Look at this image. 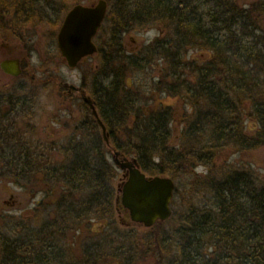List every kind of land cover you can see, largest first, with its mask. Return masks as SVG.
Segmentation results:
<instances>
[{"label": "trees", "instance_id": "16d2710c", "mask_svg": "<svg viewBox=\"0 0 264 264\" xmlns=\"http://www.w3.org/2000/svg\"><path fill=\"white\" fill-rule=\"evenodd\" d=\"M36 1L0 0V29L22 38L25 26L43 22L37 20L44 14H37V6L33 4ZM59 1L64 5L68 0ZM128 1L117 0L121 7L129 6L132 10L120 12L118 22L114 19L115 31L108 43L114 52L110 55L104 52L107 49L98 34V51L90 58V61L99 59L101 63L94 73L90 96L108 129L111 144L124 156L136 159L144 172L173 179L189 176V173L194 175L198 165L211 167L219 152L228 147L245 152L263 146L264 0ZM46 6L53 8V3ZM108 19L107 16L106 21ZM46 24L58 26L59 22L46 20ZM155 25L163 28L168 36L144 47L143 65L150 66L153 60H167L172 69L165 73L157 71L164 73V78L146 82L148 86L137 87L133 92L123 82L127 66L130 67L123 35L138 27ZM253 25L260 28L250 36ZM102 28L99 33L103 32ZM187 48L207 50L212 57L206 62H187L184 58ZM188 69L195 80L192 86H188L185 78ZM172 76L178 82H166ZM82 86L85 88L88 82H83ZM154 93L168 99L179 97L185 102L188 99V105L194 110L192 118L184 120L187 129L183 131L182 144L176 147L169 143L173 112L166 98L160 100L159 107L149 108L150 112L140 108L142 97L148 95L150 99ZM243 100L251 102L248 109ZM26 112L29 118L15 116L12 136L7 138L12 147L5 143L3 149L0 148V180L15 183L29 192L61 184L64 194L54 204L56 211L45 221L43 233L47 234V240L52 236L50 240L55 241L57 227L63 240L65 231L77 224L83 234L87 231L85 224L90 226L93 220L109 217L115 207L111 179L115 169L99 158L101 151L99 159L96 158L95 151L104 146L99 126L87 111L86 126L92 129L91 136H94L90 152L81 149L64 152L54 148L55 142L46 141L33 130L32 107ZM132 115L134 122L129 121ZM244 117L257 122L258 130L253 136L245 133ZM123 132L127 141L117 144ZM55 150L66 154L64 161L57 162ZM70 161L74 164L67 163ZM48 170L51 171L48 173ZM52 192L50 189L47 193ZM177 194L178 188L175 196ZM188 207L187 213L178 217L173 214L176 224L170 232L160 229L161 235L155 230L154 235L144 238L139 250L140 260L135 264H144L149 258L156 259L155 264H264V178L252 166L241 165L220 171L219 175L210 171L198 204ZM164 224L166 222H158L153 229ZM1 226L0 264H98L109 254L103 246L110 241L99 237L101 234L98 239L90 238L89 263L87 243L81 247V252L78 249V257L69 248L60 249L57 243L21 244L19 239L9 240L3 229L8 232L15 227L8 223ZM112 235L108 237L114 240ZM100 238L104 242H100ZM120 239L126 240L123 236ZM126 256L123 263L134 264L135 254L130 258Z\"/></svg>", "mask_w": 264, "mask_h": 264}, {"label": "rangeland", "instance_id": "374dc122", "mask_svg": "<svg viewBox=\"0 0 264 264\" xmlns=\"http://www.w3.org/2000/svg\"><path fill=\"white\" fill-rule=\"evenodd\" d=\"M75 1L87 2L88 0H68L64 5H60L62 4V1L60 2L59 0H37L35 3H33L35 6H37V14H41V12H43L44 16L40 15L38 16V19H36L42 20L43 22H36L35 24L25 26L23 32L21 33L22 38L15 37L12 33L0 29V60L7 58L9 51L13 52L14 56L22 57L24 59L25 65L28 67L29 74L25 76L24 79L30 80L31 77H35L41 81H46L7 82L6 80V82H0V89L2 93L5 94V96L8 95V90H6V88H12L14 91L19 89L20 94H27V98L29 99L35 114V118L32 121L35 125L33 130L43 136L46 141H53L56 142L58 146H61V141L66 140L68 138L67 135L71 136L74 128L75 130H78L77 125L79 124L81 129L78 131L86 134L84 136L87 138L85 141H83V144L81 143V146L87 147L92 145L94 136H91L92 129H89L86 126V123H81V125L80 122H83L88 118V109L83 106V103H81V105H66L65 103L69 104L72 101L67 97V94L64 93L62 86L65 83L69 85L74 84L76 86H82L83 82L81 81L84 80V82H88V86L85 88L88 93L87 95L90 96L91 82H94V73L97 71V67L101 66V63L99 59L98 61L93 59L92 61L81 63L77 68H70L66 62L62 60L57 45L59 26L66 15V12L62 11L64 9H70L75 4ZM92 1L96 2L98 0ZM106 1L108 2L109 7V19L104 23L102 28L104 30L102 33H99V35L102 46L107 49L104 52L110 55L114 52V48L111 47L109 49L108 45L111 40V35L115 31L114 21L116 20V22H118V14H120V12L128 13L132 9H130L129 6L121 7V5L118 3L119 1L117 2V0ZM51 2L53 3V8H50L49 6H46L45 8V5ZM35 9L36 8L33 10ZM53 19H56L59 22L58 26L46 24V20L52 22ZM162 29L163 28L156 25L142 29L138 27L137 29L126 32L123 35L124 48L125 52L128 54L127 57H130L128 62L131 67L130 68L127 66V71L123 82H125L127 87H129V90L134 92L136 91L137 87L142 88L144 86H148L146 82H157L158 79L162 77L164 78L163 75L165 72L169 71L170 66L167 60L157 61L155 59L156 61L153 60L150 66L146 64L143 65L145 62L142 58L144 57V47L156 42L158 39H164L168 36L167 34H164ZM188 48L186 49L187 52L184 56L187 62L193 61L201 63L206 62L212 57V54L209 52L200 51L198 48ZM170 69H172V67ZM161 70H163L164 73H158ZM186 73L187 74L185 75V78H187V82H195L191 69H188ZM2 77L5 81L6 78L4 76ZM175 78L176 77L174 76L169 77L166 82H178L175 80ZM76 97H79V94H77ZM151 98L148 99V95L146 97L143 96L140 108L143 109V111L150 112L149 108L159 107L160 100H162V98H166L168 104L172 105L171 110L173 112L169 143L172 145V147L182 144V141L180 140L182 139L184 129H187L188 125L184 123V120L187 119V121H189L188 118H192L194 114V110L187 103L188 99L186 102L183 100L181 101L179 97L176 99L174 97V99L169 97L168 99L167 96H159L158 94L156 95V93H154ZM243 101L246 103L245 108L248 109V104L251 102L247 100ZM130 118L131 119H129V121L134 122L135 116L132 115ZM243 120V126L245 125V133L249 136H253L258 130L257 122L247 117H244ZM64 125L68 127L65 128ZM129 126H131V124H129ZM70 128L72 129L70 130ZM99 132L103 139L101 129ZM63 136L67 137L60 139ZM88 140H90L89 143H87ZM116 141L117 144L127 141L125 133L123 132L120 134ZM74 144H77V142ZM105 144L106 142L104 141V146H101L100 150L97 149L95 152L98 154L96 157L98 158L99 152L101 151L102 154H100L99 158H101V160L103 159L107 166L114 167L115 169L113 176H111L112 185L114 186L115 190L114 211L107 218L93 220L90 222V226L89 224L84 225L87 227L88 231L90 230L95 234L99 231L101 232L102 226L105 225L104 222L108 221L109 227L105 230V232L102 234L100 233L101 235H98H100L99 237L110 241L109 244H105V246H103L105 251L109 250V254L105 256L103 260L99 261L98 264H124L122 260L126 254V257L129 258L133 257L135 254L134 258H132L133 263L135 264L138 262L140 260L139 250L142 249V242H144L145 237L154 235L155 230L158 231V234L160 229L163 232H170L174 226L173 224H176V220L173 218L175 216L178 217V214L181 215L187 213L189 208L188 206L191 204L194 206L198 204L200 194L203 192V188L206 185V177L210 171L211 173L214 171L217 175H219V172L223 170H231L234 169V167L236 168L241 165H250L264 178V145L256 150L245 152H237L236 149L228 147L219 152L214 163H211V167L207 168L205 166L198 165L194 175L189 173V176L182 175L178 179H174L178 188V194L175 196L173 202L175 216L172 218V220H169L166 222V224L158 229H151L148 231H145L141 228L128 229L121 226L123 225V222L121 221L116 210L118 186L120 181H122L123 172L116 166L115 159L116 153H120L121 151L115 147V145L111 144L110 146ZM54 153H57V151L55 150ZM96 153H94L95 156ZM64 157H67L65 153L55 154L57 162L64 161ZM129 158L132 159L133 157L129 156ZM49 171L51 170H48L47 172L49 173ZM191 172H193V170ZM107 173H110L108 169ZM33 181H31L30 184H32ZM35 185H33L34 188L37 187ZM60 185L61 184H50V186H45L48 187L47 192L50 189L53 192L52 194H47L46 198L44 199L45 201H42V212H36L35 206L37 205V202H41V199L44 198L46 193L33 196L31 195L33 192H26L24 191V188L15 183L0 180V226L2 225L1 227H3L4 224L8 223L10 224V227H15L12 230H8V232L3 229L5 236L9 240L19 239V241L22 242L21 244H26L28 242H34L36 244L57 243L58 245L60 244V249L62 247L69 248L72 250V253H74L75 256L78 255L79 257L80 254L78 249L81 252V247L88 243V239L86 237L79 239L78 236L81 228L77 227V224H72L71 228L68 231H65V237L63 240L60 238L59 232H57V227L55 241L50 240L52 236L47 240V234L43 233V231H45V221L56 211L54 209V204L56 201H59L58 199H61L62 195L64 194V191L60 190ZM34 188L32 187L31 191H34ZM12 197L17 200L16 204L14 206L6 205L4 200L10 201ZM24 209H32V212L30 214L28 212L24 213ZM37 210H39V208H37ZM111 223H114L113 227L110 226ZM114 230L116 232H113ZM162 231L160 232L161 235H163ZM48 234L51 235L52 230L48 231ZM110 235H112L113 239L118 242L117 244L114 240L108 237ZM122 236L123 239L126 238V240H121L120 238ZM101 238L100 242L103 241ZM81 239H83V241L86 239V241L83 242ZM96 239L98 238L96 237ZM129 240L133 243H131ZM134 246L136 247L135 250ZM105 254L107 253L105 252ZM132 259H127V261L130 262ZM168 260L171 261V258ZM155 262L156 259L149 258V260L145 261L144 264H155Z\"/></svg>", "mask_w": 264, "mask_h": 264}, {"label": "water", "instance_id": "95a60500", "mask_svg": "<svg viewBox=\"0 0 264 264\" xmlns=\"http://www.w3.org/2000/svg\"><path fill=\"white\" fill-rule=\"evenodd\" d=\"M108 12V3L98 0L92 5L78 4L66 15L57 40L60 52L71 68H75L85 58L98 51L94 42ZM8 74L19 76L22 72L20 60H9L2 63ZM76 89L75 86H72ZM92 115L101 127L104 139L109 144L107 128L100 119L92 99L83 95ZM116 154V165L127 172L126 181L119 185L122 205L130 211L132 221L146 227H152L157 221H166L172 214V200L175 182L165 176H148L139 168L136 160L122 158Z\"/></svg>", "mask_w": 264, "mask_h": 264}, {"label": "flooded vegetation", "instance_id": "af4514ba", "mask_svg": "<svg viewBox=\"0 0 264 264\" xmlns=\"http://www.w3.org/2000/svg\"><path fill=\"white\" fill-rule=\"evenodd\" d=\"M78 4H87V3H85V2L76 3L73 6H76ZM88 5H90V3ZM252 27L254 28V30L250 31V34H249L250 36H253L254 33L256 31H258L260 28L259 26L255 27L254 25ZM58 50H59V48H58ZM199 50L209 52V51L204 50V49H199ZM59 54L61 55L60 50H59ZM61 58L67 64V61L62 57V55H61ZM16 59L20 60V65H21V70H22V72L19 76H13L11 74H8L2 68L3 62L9 61V60H16ZM28 74H29V70H28V67L24 63V59L22 57L14 56L13 52L9 51L8 57L3 59V60H0V75H1L0 76V82H2V81L6 82V80H7V82H24V81L46 82V81H41L35 77H31L30 80L24 79L25 76H27ZM2 76H4L6 78L5 81L3 80L4 78ZM81 82H84V80ZM187 83H188V86L194 85L193 82H187ZM72 86H75L76 89H73ZM62 89L64 90V93L67 94V97L72 101L69 104L65 103L66 105H68V106L69 105H77V104L81 105V103H83V106L86 107L88 109V111L90 112L89 105L83 100V95L86 96L88 94L86 91V88H84L83 86H76L74 84L69 85V84L65 83L62 86ZM6 90H8L7 96H5V94H3L1 89H0V148L1 149H3L5 143H7L10 148L12 147L11 141H8L7 138L12 136V130L14 128V123H15V116L20 115L22 117L26 116V118H29V114L26 111L31 108L30 101L27 102L24 98L25 96H27V94H20L19 89L17 91L16 90L14 91L12 88H10V89L6 88ZM77 94H79V97H76ZM74 99H75V103H74ZM86 122H88V119H85L83 122H80V124L81 123L84 124ZM77 126L79 127V124ZM64 127L67 128L68 126L64 125ZM78 127H77V129H78ZM71 129L72 128H70V130ZM73 130L74 131H72L71 136L67 135L68 138L64 141H61V144H62L61 146H58L55 142L56 146L54 148L57 150L62 149L64 152H68L69 150H72V149H75V150L81 149V150H87L88 152H90V145L87 147H84V146H81L78 144V142H80V141H82V142L85 141L84 139H86L85 138L86 136H84V135H86V134H83L81 131L75 130V128ZM67 136H63L60 139H64ZM75 142H77V144H74ZM88 142H90V140H88ZM57 143H59V142H57ZM67 163L74 164L73 161H70ZM24 191L27 192L28 190H24ZM42 193H46V195H44V198L41 199V202H42V201H45L44 199L46 198V196L48 194L47 189H42L41 191H34L31 195L36 196V195L42 194ZM120 196H121V194L117 195V199L119 198L118 214H119L121 221L123 222V225H121V226L124 228H128V229H130V228H141V229H144L145 231L153 229V228H151V229L146 230V228L141 226L140 224H135L132 221V218H131V215H130V212L128 211V209L123 207L121 200H120ZM4 201H5V204L8 206H14L17 202V200L14 197H12L10 201H8V200H4ZM41 202H37V205L35 206L36 212H39V211L42 212L41 207H39ZM38 207H39V210H37ZM23 212L24 213L28 212L30 214L32 212V209H28V210L24 209ZM104 224L105 225H103L101 228V232L99 231L98 233L94 234V232H91L90 230L88 231V229H87V231H85L83 234L79 233V236H78L79 239L84 238V237H86L88 239V243L86 244L87 245L86 252H87L88 259H89V263H90V238H95V237H97L98 234H100V233L102 234L103 232H105V230L109 227V224L107 221H105ZM26 244H36V243L28 242Z\"/></svg>", "mask_w": 264, "mask_h": 264}]
</instances>
